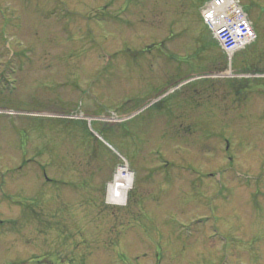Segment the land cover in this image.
Segmentation results:
<instances>
[{
  "label": "rangeland",
  "instance_id": "374dc122",
  "mask_svg": "<svg viewBox=\"0 0 264 264\" xmlns=\"http://www.w3.org/2000/svg\"><path fill=\"white\" fill-rule=\"evenodd\" d=\"M206 1L0 0V264H264V0L232 61Z\"/></svg>",
  "mask_w": 264,
  "mask_h": 264
},
{
  "label": "built area",
  "instance_id": "2783aa9c",
  "mask_svg": "<svg viewBox=\"0 0 264 264\" xmlns=\"http://www.w3.org/2000/svg\"><path fill=\"white\" fill-rule=\"evenodd\" d=\"M204 20L215 28L218 41L225 52L248 43L253 31L234 0H220L203 11Z\"/></svg>",
  "mask_w": 264,
  "mask_h": 264
},
{
  "label": "bare ground",
  "instance_id": "6f19581e",
  "mask_svg": "<svg viewBox=\"0 0 264 264\" xmlns=\"http://www.w3.org/2000/svg\"><path fill=\"white\" fill-rule=\"evenodd\" d=\"M134 184V175L128 166H119L113 180L107 184V202L112 205H125L129 191L134 187Z\"/></svg>",
  "mask_w": 264,
  "mask_h": 264
},
{
  "label": "water",
  "instance_id": "95a60500",
  "mask_svg": "<svg viewBox=\"0 0 264 264\" xmlns=\"http://www.w3.org/2000/svg\"><path fill=\"white\" fill-rule=\"evenodd\" d=\"M114 122H110L109 125H113ZM115 124V123H114Z\"/></svg>",
  "mask_w": 264,
  "mask_h": 264
}]
</instances>
